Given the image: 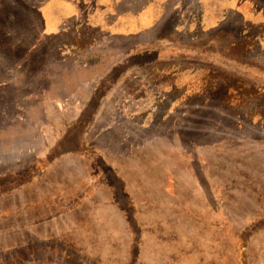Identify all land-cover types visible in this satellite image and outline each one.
<instances>
[{
  "label": "rangeland",
  "instance_id": "obj_1",
  "mask_svg": "<svg viewBox=\"0 0 264 264\" xmlns=\"http://www.w3.org/2000/svg\"><path fill=\"white\" fill-rule=\"evenodd\" d=\"M166 1L154 29L128 34L119 22L120 35L86 36L76 52L65 42L87 33L78 2L72 21L52 0H0L4 177L31 168L102 75L141 46L250 33L257 40L231 66L264 86V16L238 0ZM107 3L94 6L103 18ZM47 16L59 33L46 30ZM158 64L132 69L102 96L82 138L96 161L67 153L0 191V264H264V88L227 103L222 84L206 96L177 90L207 64ZM118 174L126 198L107 180Z\"/></svg>",
  "mask_w": 264,
  "mask_h": 264
},
{
  "label": "trees",
  "instance_id": "obj_2",
  "mask_svg": "<svg viewBox=\"0 0 264 264\" xmlns=\"http://www.w3.org/2000/svg\"><path fill=\"white\" fill-rule=\"evenodd\" d=\"M238 1H243L250 5V10L254 12V15H260V17L264 16L263 0ZM248 22L251 21L248 20ZM259 25V28L264 26L263 23ZM214 39L215 36H212L204 45H185L174 41L165 44L144 45L122 56L102 75L103 78L98 82V85L93 86L90 96L85 99L78 111L77 118L68 120L71 124L63 131L62 136L58 138L52 147L45 151L46 153L42 157H39L33 162L31 168L27 167L25 170L20 169L17 171L15 169L14 171L17 173L9 175V178L4 177L0 172V191L5 190L9 182L18 183L25 177L30 179L33 178L47 169L51 164L50 162L55 161L58 157L67 153L84 155L96 161L98 157L94 151L86 152V146L82 140L85 130L88 128V124L97 117L102 104V96L107 95L110 89L112 91L120 82L121 79L119 80V78L126 76L134 68L147 64H150L151 67H158V63L161 61L170 62L181 59L199 60L207 65H203L201 70H192L191 77L189 78L190 82L188 84L181 83L182 86L176 87L177 90L179 88L190 89L192 92L198 93L199 95H209L211 91L216 89V85L222 84V101L227 103L240 104L246 94L251 95L250 92L261 90L260 87L264 88V86L259 85V83L250 80L248 76L245 77L244 74L238 70H233L231 66L232 61H238L236 60L238 59L237 55L239 54L240 56L245 54L248 50V45L257 40L254 35L246 33L242 39L234 41L225 40L223 43L216 42ZM65 43L66 45L68 43V48L70 47L71 50L78 52L80 48L82 49V47L90 44V41L87 39L86 35H75L73 40H69V42L66 41ZM12 125H9V127ZM7 131L10 132V129L7 128ZM8 132H6V130L1 131L0 136H4L8 134ZM97 163H100L98 164L99 168L106 173V164H103L101 161ZM108 179L110 182L109 184L112 185V194L114 196H123L126 198L125 179L119 174L111 177L108 176L107 180ZM129 204L127 199L125 207H128Z\"/></svg>",
  "mask_w": 264,
  "mask_h": 264
},
{
  "label": "crops",
  "instance_id": "obj_3",
  "mask_svg": "<svg viewBox=\"0 0 264 264\" xmlns=\"http://www.w3.org/2000/svg\"><path fill=\"white\" fill-rule=\"evenodd\" d=\"M74 1L75 3L78 2L77 5L78 7L76 6V8H78L80 13L84 14L85 16L86 23L82 25V27L87 32L85 34L83 33L84 31H82L83 29H81L78 30L74 35H86L89 37H92V34L94 33L98 34L102 32V30H105L107 35H110V37L111 35H120L119 32L114 31L116 30V27H120V25H118L119 22L121 24V28L127 30L128 34H132L134 33V31L136 30L138 31L140 28L147 30L154 29L159 24V22H161L165 18V14L163 12L161 4L164 7H167L166 0H148V1L145 0L144 2H141L138 5L136 3L137 2L136 0H108V3L106 4L105 7L106 10H104V12H106V16L103 18L101 17L102 15L101 11H99L98 9L96 11L94 9L95 8L94 6L96 5L97 2H100V0H74ZM52 2L54 4H57L58 8L62 12H66L67 15L71 16L72 21H74L75 18L74 10H76V8L73 6L74 3L73 0L72 1L52 0ZM75 3L74 5L77 4ZM240 3H241L240 6H246V3L243 1H241ZM50 4L53 5L52 3ZM45 10L47 9L43 8V11ZM94 12L98 14L95 15ZM91 18L94 19L91 20ZM44 23H45L44 27L48 32L52 34L60 32V31H55L56 29L54 28L56 27V25L53 26L51 24L48 16L46 17V22L44 21ZM112 40L115 39L110 38L109 42H112ZM89 41L91 42V38L89 39Z\"/></svg>",
  "mask_w": 264,
  "mask_h": 264
}]
</instances>
